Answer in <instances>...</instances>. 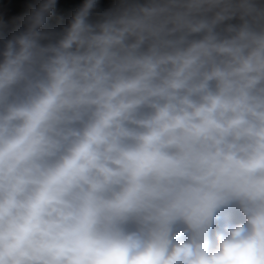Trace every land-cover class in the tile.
<instances>
[{
  "label": "clouds",
  "instance_id": "obj_1",
  "mask_svg": "<svg viewBox=\"0 0 264 264\" xmlns=\"http://www.w3.org/2000/svg\"><path fill=\"white\" fill-rule=\"evenodd\" d=\"M0 264H264V0H0Z\"/></svg>",
  "mask_w": 264,
  "mask_h": 264
}]
</instances>
